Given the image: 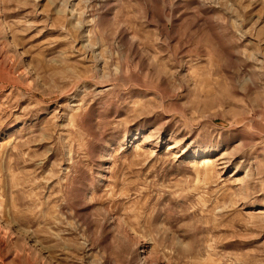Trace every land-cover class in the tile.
<instances>
[{
  "label": "rangeland",
  "instance_id": "rangeland-1",
  "mask_svg": "<svg viewBox=\"0 0 264 264\" xmlns=\"http://www.w3.org/2000/svg\"><path fill=\"white\" fill-rule=\"evenodd\" d=\"M0 264H264V0H0Z\"/></svg>",
  "mask_w": 264,
  "mask_h": 264
}]
</instances>
